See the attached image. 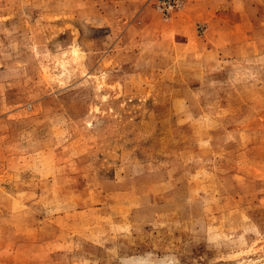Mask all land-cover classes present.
Returning a JSON list of instances; mask_svg holds the SVG:
<instances>
[{
  "label": "rangeland",
  "instance_id": "1",
  "mask_svg": "<svg viewBox=\"0 0 264 264\" xmlns=\"http://www.w3.org/2000/svg\"><path fill=\"white\" fill-rule=\"evenodd\" d=\"M0 264H264V0H0Z\"/></svg>",
  "mask_w": 264,
  "mask_h": 264
}]
</instances>
